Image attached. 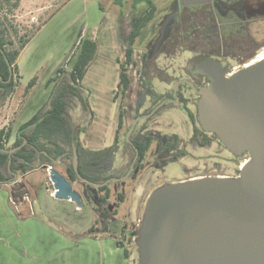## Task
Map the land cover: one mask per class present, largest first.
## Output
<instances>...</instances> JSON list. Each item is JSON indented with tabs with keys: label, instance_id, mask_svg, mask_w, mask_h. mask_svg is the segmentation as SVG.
I'll list each match as a JSON object with an SVG mask.
<instances>
[{
	"label": "rangeland",
	"instance_id": "rangeland-1",
	"mask_svg": "<svg viewBox=\"0 0 264 264\" xmlns=\"http://www.w3.org/2000/svg\"><path fill=\"white\" fill-rule=\"evenodd\" d=\"M16 1H18V6L13 7ZM147 1L154 5L156 11L153 19L143 29L132 47V64L128 67L130 86L122 101L127 116H132L136 98L142 94L141 86H139V75L141 74L144 55L145 58L153 56L162 45L173 38L172 43L168 42L164 46L168 58L164 59L160 55L156 62L158 67L162 65L168 67L167 71L169 72L179 63V58L175 59L174 55L180 49L187 47L206 50L208 47L211 49L212 45L215 44L214 38L206 42L203 32L195 31L187 36L185 44L181 46L179 37L183 36V32H188L190 26H196L188 20L189 17L187 16L180 19V28L182 29L177 26L172 33V38L170 37L183 9L194 10L197 6L206 3L205 0H0V19L7 28L14 45L16 47L20 45V38L29 39L17 59L18 71L15 75L17 87L4 102L0 100V129H11L9 145L14 141L18 127L47 102L52 88V84L47 85V80L55 76L58 68L70 70L73 56L84 37H89L98 43L97 57L88 68L81 83L88 93V105L92 109V114L95 113L98 119L92 129H89V133L81 135V140L86 143L90 141L91 134L100 136L103 125L106 126L102 122L108 117L110 121L108 125L109 135L113 133L118 113L117 102H120V98L117 102H112L113 94L116 91L118 62H124L126 38L131 29L133 17L148 5ZM232 3L241 4V9L245 12L244 19L248 20L246 32L252 41L255 44L263 42L264 0H234ZM132 5H135L137 9L134 10ZM194 17L195 23L198 25L201 20L203 21L202 16L194 15ZM226 17L228 18V16ZM263 52L264 47L257 48L255 51L244 53L242 57L249 61L256 59ZM149 67L151 74L157 73L153 61L150 62ZM33 78H35L34 85L27 89L26 85ZM151 86L157 93L165 91V86L156 80H151ZM149 105V99H146L141 111L149 109ZM69 113L74 124L78 126L87 124V114L81 111L79 106L70 110ZM162 113L164 121L175 122L177 127L184 117L183 110L177 104L168 106ZM92 119L93 115L91 121ZM174 124L170 127L162 125L165 126L164 132L173 131ZM104 138L107 139V135ZM190 151L189 159L184 160V158L181 161L162 165V172L156 174L158 179L152 185L147 186L144 182L146 173L148 177L151 174L149 171L147 172L148 167L140 173L134 170L122 183L111 182L108 185L107 212L101 209L99 202V197L102 194L90 185L79 183L75 188L85 191V196L89 201L85 204L84 211L78 215L79 223L92 226L95 219L101 217L109 227L107 234L111 235L112 238L118 237L122 235L119 228L132 227V221L141 216L142 201L145 200L140 198L142 194V197L146 193L150 195L158 185L163 186V184L172 183L183 177L203 174L225 176L237 173L236 164L233 165L227 161L226 152H222V158L216 160L215 155L218 152L214 147L205 150L191 148ZM117 158L118 154L116 161ZM247 161L248 158L237 160L238 171ZM38 169L42 170L43 168ZM38 169L24 175L18 174L15 181L11 183L12 191L0 187V229L16 228L21 224L29 225L22 233V236L25 237L21 238V248L23 245L28 247L26 264H28L29 257L33 256L34 253L44 252L48 254L51 252V247L55 245V240L66 237L64 235L66 233L65 227H63L62 232L57 231L56 226L59 223L45 211L54 207L52 210L61 216L60 221H62L64 219L62 215L69 213L68 205L65 201L55 199L54 195L50 194L52 190L49 188L45 174ZM53 169L60 172L63 166L54 164ZM119 169V167L116 168L117 173L121 174L122 170L119 171ZM24 185L29 194H17L16 192L23 189ZM12 192L14 198L11 196ZM20 199L24 201V204L18 206L17 209V205L21 202ZM39 207L43 210L42 212H39ZM20 214L23 215V218L20 217ZM46 225L51 228L45 230L43 226ZM97 227L101 229L102 226L99 224ZM99 233L103 234L102 229L95 234ZM85 235L87 233L70 238L68 248H74L85 254H90L92 246H95L94 249L97 250L99 245L87 243ZM9 241L13 243L12 238ZM17 241L15 242L18 243ZM119 241L123 243L122 245L127 248L129 253L126 264H137L136 248L126 244L124 240L120 239ZM106 244L100 245V254L105 255V257L109 256L111 261H114L113 263L117 262L118 255L122 253L114 254L112 251L114 248H110ZM122 245L118 247L123 249ZM77 246H79L78 249ZM2 257H0V264L3 261L7 263L6 253Z\"/></svg>",
	"mask_w": 264,
	"mask_h": 264
},
{
	"label": "water",
	"instance_id": "water-1",
	"mask_svg": "<svg viewBox=\"0 0 264 264\" xmlns=\"http://www.w3.org/2000/svg\"><path fill=\"white\" fill-rule=\"evenodd\" d=\"M251 62L226 76L211 59L193 61L210 80L199 91L201 127L249 159L235 178L207 177L155 189L131 234L137 264H264V58ZM9 71L10 79V65ZM77 165L74 153L75 171ZM48 175L55 199L81 207L64 176L53 168Z\"/></svg>",
	"mask_w": 264,
	"mask_h": 264
},
{
	"label": "flooded vegetation",
	"instance_id": "flooded-vegetation-1",
	"mask_svg": "<svg viewBox=\"0 0 264 264\" xmlns=\"http://www.w3.org/2000/svg\"><path fill=\"white\" fill-rule=\"evenodd\" d=\"M205 1L206 3L197 6L194 10L187 8L183 9L178 23L175 24L172 29L170 37L172 38V33L177 26L180 28V19H182L183 16H187L189 17L188 20L191 23L193 22L196 26H190L188 28V32H183L182 37L178 36L179 41L182 43L181 46L185 44V40L189 34L195 31H202L206 42L211 41L213 38L216 40L211 49L209 47L206 50H197L187 47L180 49L179 52L174 55L175 59L179 58V63L174 68L169 70V72L167 71L169 69L168 67L165 65L158 67L156 62L160 55H162L164 59L168 58V53L164 51V46L168 44V42L172 43L173 38L168 40L166 44L162 45L157 50L158 52L153 56L145 58L144 53L143 66L141 74L139 75V86H141L142 94L136 98L137 100L134 104L132 116H127L126 111L122 106V101L126 93L124 95H119L116 99H114L113 94L112 102H117L118 98H120V102H117L118 113L116 116V130L110 134L111 136H108V144L100 145L82 143L79 135L80 145L83 148L90 151H103L111 149V152L108 156H106L105 160L102 162L99 161L97 164V167L99 168L94 172L96 175H101L98 182H93L89 179L90 177H94L91 173H84L85 176L79 175L78 168L77 171H75L77 179L72 182L69 181L72 185V190L77 192L80 196V203L82 204L81 207H79L76 202L68 201L71 202L77 210H83V208H86L85 204L89 202L85 196V191L75 188V186L79 183L82 182L90 185L102 194L99 197V202L102 207L101 209H103L104 212H107L109 199L108 185L111 182L122 183L132 174L134 170H137V172L140 173L148 167L149 170H147V172L149 171L151 174L148 173V177L146 173L144 182H146L147 186L152 185L158 179L156 174L162 172V165L165 166L170 162L181 161L184 158V160L189 159L191 148L194 150H205L207 148L214 147L218 152V154L215 155L216 160H220L222 158V152H226L227 161L233 165L236 164L235 168L237 169V173L228 174L223 177H238L239 171L237 167V160L242 158L249 159V154L245 152L240 156H236L221 143L219 138L214 133L207 132L201 127L198 120L197 108V103L200 98L199 91L207 87L210 80L207 75L198 73V71L193 68V61L198 58L211 59L220 65L221 70L226 76H229L234 70L236 72L240 68L247 66V64H249L253 59L246 61L242 55L244 53H248L249 51H255L257 48L259 49L264 47V41L255 44L247 34L246 29L248 20L244 19L245 12L241 9V4L232 3L234 0ZM194 15L203 17V21L201 20L199 25L195 23ZM226 16H228V18ZM152 61L156 65V74H151L149 72V64ZM151 80H156L159 84L165 86V91L157 93L151 86ZM144 86H149L156 94L162 97L157 105L153 106V99L148 94V90L145 89ZM146 99H149L150 107L145 111H141L143 102ZM173 104L179 105L184 113L183 120L178 127L175 122L164 121V117L162 115V112L168 106ZM121 110L122 115L120 116ZM173 124L175 126L172 128L173 131L164 132L165 126L162 125L170 127V125L173 126ZM85 146L106 147L100 150H91ZM117 154L118 158L116 161ZM55 164H61L63 166L62 171L58 173L67 179L66 169L61 160L57 159ZM116 166L120 168L119 171L122 170L121 174L117 173ZM48 167L50 166H44L43 169L47 171L46 168ZM207 177L221 176L203 174L194 177H183L172 183ZM158 187L160 186L158 185L157 188ZM142 196L140 198L145 200L142 201L143 209L141 216L136 217L132 221V227L119 228V232H121L122 235H119L116 238L120 246L123 244L119 241L121 239L124 240L126 244L133 245L136 248V237L131 236V234L140 226L144 214L145 203L149 193H146L144 197ZM96 221L98 222L97 226L99 224L102 226L101 229L103 232L107 233L109 231V227L104 223L101 217H97L95 219V222ZM97 226L96 232L101 230Z\"/></svg>",
	"mask_w": 264,
	"mask_h": 264
},
{
	"label": "trees",
	"instance_id": "trees-1",
	"mask_svg": "<svg viewBox=\"0 0 264 264\" xmlns=\"http://www.w3.org/2000/svg\"><path fill=\"white\" fill-rule=\"evenodd\" d=\"M147 2L148 5L133 17L131 29L126 38L124 62H118L119 75L114 99L124 95L128 90L130 85L128 67L132 64L133 44L154 17L156 9L150 1ZM17 6L18 1L13 4V7ZM132 8L137 9L135 5H132ZM20 40V45L16 47L0 19V100L2 102L9 98L17 87L15 81L18 71L17 59L20 51L29 42V39L20 38ZM97 52V41L89 37L82 38L71 61L70 70L58 68L55 76L47 80V85L52 84L47 102L18 127L11 145H9L11 129H0V185L13 183L18 174L24 175L44 166L53 168L57 159L64 164L67 180L72 182L77 179L73 166L74 153L77 154L78 174L83 176L84 173H91L94 177L89 179L93 182L99 181L101 175H96L94 171L98 170L97 164L106 159L111 149L90 151L83 148L79 141L80 133L88 127L93 115L88 105V93L81 83L88 68L96 59ZM6 60L12 70L10 79L9 65ZM34 81L35 78L29 81L26 88H31ZM144 88L152 97L153 106L157 105L162 97L149 86ZM78 106L87 114V124L84 126L74 124L69 113ZM14 148L18 149L9 153V150ZM97 224L96 221L88 229V233L96 232ZM127 254L124 249L126 257Z\"/></svg>",
	"mask_w": 264,
	"mask_h": 264
},
{
	"label": "crops",
	"instance_id": "crops-1",
	"mask_svg": "<svg viewBox=\"0 0 264 264\" xmlns=\"http://www.w3.org/2000/svg\"><path fill=\"white\" fill-rule=\"evenodd\" d=\"M118 75H119V70H118ZM117 83H118V77H117ZM117 83H116V85H117ZM97 119L98 118L95 116V113H94L93 119H92L90 125L87 127V129L84 133L80 134V140H81V135L89 133V131L92 129V127L95 124ZM102 123L106 124V126L103 125L101 132H100V136H98V135L95 136V135L91 134L90 141H87L86 143H88V144H100V145L108 144V142H109V138H108L109 127H108V125L110 123L109 117L107 118V120H103ZM115 130H116V127H115L114 131ZM105 135H107V139L104 138ZM81 142L83 143L82 140H81ZM85 147L88 149H91V150H100L106 146H88V147L85 146ZM38 170L43 171L45 174V178L46 179L48 178V174L46 173L45 169H42V170L38 169ZM34 171H37V169ZM17 181L20 182L19 180H17ZM11 185L12 184H3V185H0V187L12 191ZM26 189L27 188L24 185V188L17 191L16 193L17 194L24 193V194L28 195L29 191H27L28 189L27 190ZM11 196L13 198V196H14L13 192H12ZM8 199H9V201L11 200L10 195L8 196ZM20 201H21V199H20ZM65 202L68 205L67 208L69 209V213L66 215H62L64 218V219H62V221H60L61 216H58L56 211L52 210L54 207L49 209L48 211H45V213L49 214L50 217H53L55 220H57V223H59V225L56 226L57 231L60 230L62 232V230H64L63 227H65L66 233L64 235L66 237L55 240V245L53 247H51L50 253H48V254H45L44 252L43 253H34L33 256L29 257L28 264H34V263H38V264H126L128 262L129 253L127 251V248L122 245L124 248L120 249L118 247L119 244L117 242L116 237L112 238L111 235H108L105 232H103V234H100V233L95 234L96 232L88 233V229L91 226H88V224H85V225L80 224L79 219H78L79 213H82L85 208H83V210H77L75 207L73 208L74 205L71 202H68V201H65ZM23 204H24V201H21L19 203V205H17L16 208L18 209L19 208L18 206H22ZM42 211L43 210L39 207V212H42ZM17 214H19V212H17ZM75 216H77V217H75ZM20 217L23 218V215L20 214ZM28 227H29V225L21 224V225H18V227H16V228H11V229L6 228V230H5V228L0 229V257H2L3 254L6 253L7 259H8L7 263L5 261H3L2 262L3 264H22L23 261H24V264L27 263L26 256H28V254L26 253V251H27L28 247L22 244L23 248H21V238L25 237V236H22V233ZM43 227L45 230L51 228L48 225L43 226ZM86 233H87V235H85L86 236L85 240L87 241V243L88 242L97 243L99 245L97 250L94 249L95 246H92L91 250H90V254H85V253L78 252V250H75L74 248L73 249L68 248V243L70 242L69 241L70 238L77 236V235H84ZM11 238H12L13 243H10V241H9V239H11ZM17 239H19L20 241L19 240L17 241ZM15 241H17L19 244L16 243ZM105 243H107L106 245H108L110 248H114V250H112L114 254L115 253H122V254L118 255L117 262L113 263L114 261H111V258H109V256L105 257V255L100 254V251H101L100 245L101 244L104 245ZM76 248L78 249L79 246H77ZM124 249L128 253L127 257L124 255ZM41 257H43V258H41Z\"/></svg>",
	"mask_w": 264,
	"mask_h": 264
},
{
	"label": "bare ground",
	"instance_id": "bare-ground-1",
	"mask_svg": "<svg viewBox=\"0 0 264 264\" xmlns=\"http://www.w3.org/2000/svg\"><path fill=\"white\" fill-rule=\"evenodd\" d=\"M263 58H264V52L262 54H260L259 56H257L256 59L252 60L251 64H253V63H255V62H257Z\"/></svg>",
	"mask_w": 264,
	"mask_h": 264
},
{
	"label": "built area",
	"instance_id": "built-area-1",
	"mask_svg": "<svg viewBox=\"0 0 264 264\" xmlns=\"http://www.w3.org/2000/svg\"><path fill=\"white\" fill-rule=\"evenodd\" d=\"M234 72H235V70L233 71V73H234ZM230 75H231V74H230ZM230 75H229V76H230ZM50 168H51V167H48V168H47V172H48V174H49V170H50ZM48 177H49V175H48ZM50 194L53 196V195H54V192L52 191Z\"/></svg>",
	"mask_w": 264,
	"mask_h": 264
}]
</instances>
